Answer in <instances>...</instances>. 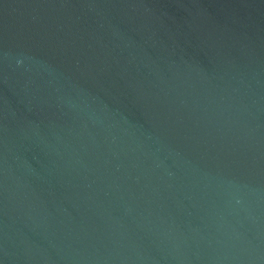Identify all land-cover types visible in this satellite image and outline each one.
<instances>
[{
	"label": "water",
	"instance_id": "95a60500",
	"mask_svg": "<svg viewBox=\"0 0 264 264\" xmlns=\"http://www.w3.org/2000/svg\"><path fill=\"white\" fill-rule=\"evenodd\" d=\"M0 264H264V0H0Z\"/></svg>",
	"mask_w": 264,
	"mask_h": 264
}]
</instances>
